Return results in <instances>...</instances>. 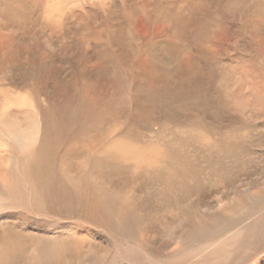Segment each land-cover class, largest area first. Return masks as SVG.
Wrapping results in <instances>:
<instances>
[{"label": "bare ground", "instance_id": "obj_1", "mask_svg": "<svg viewBox=\"0 0 264 264\" xmlns=\"http://www.w3.org/2000/svg\"><path fill=\"white\" fill-rule=\"evenodd\" d=\"M46 1L49 0H42L43 30L26 36L21 29L14 28V19L7 16L0 23V71L11 69L18 77L9 85H0V264H101V259L102 264H115L117 256L96 243L92 229L113 238L117 254L130 264H264V237L258 239L264 230V207L255 204V201L264 202L260 200L264 194L254 191L252 181L239 178L241 171L236 172L240 174L238 177L230 178L234 180L232 191L223 192L214 204L208 203L205 194L200 196L203 214L187 209L179 216L181 208L194 202L192 196L180 198V186L186 188L195 183L194 179L182 180L178 174L187 166L181 156L188 147L167 143V146L156 143L133 147L118 140L117 130L108 128L103 132L109 103L126 96L109 81L73 82L69 90L71 97L66 99L56 92H40L39 69L44 71L48 66L57 65L50 62L54 52L60 56V51L64 50L67 58L73 59L74 52L90 49L87 28H80L79 35L62 32L58 38L45 31L46 26L52 31L53 25L62 17L63 21L70 18V14L86 21L101 2L50 0L53 5L49 10L44 6ZM185 1L191 5L188 19L194 23L198 0ZM76 2H82L83 11L71 7ZM65 9H68L66 14ZM28 11L34 12L35 17L37 10ZM140 22L150 29L155 26L147 15H142ZM136 23L133 19L127 23L128 34H136ZM185 28L186 24H180L170 32L182 33ZM60 36H64L63 39ZM38 61L45 67L39 68ZM151 65L150 70L139 68L140 93L161 96L164 102V91L169 85L160 82L166 78V73L159 65ZM182 66L202 73V69L188 65L187 61ZM19 67H24L26 72L21 73ZM135 69L134 66L133 73ZM184 77L183 74L174 76L181 80ZM24 88L27 91L22 94L8 96ZM93 134H98L97 138ZM231 139L222 137L217 145L223 146H216L219 152L213 150L219 156L232 155ZM197 140L202 143L200 149L206 146L203 144L205 136H198ZM120 165L137 177L145 175V180L139 177L138 181H128L129 187L127 183L119 186L118 179L109 177L111 172L107 171L105 176L102 171L103 166ZM167 166L172 171L168 178L160 181L163 197L159 196L172 199L173 204L162 210L156 207L149 210L145 206L147 192L141 191L139 186L147 177L165 172ZM214 169L213 162L211 171ZM233 169L229 166L225 174H231ZM261 177L264 183V176ZM234 182L237 186H233ZM197 215L199 220H196ZM161 218L165 225L169 223L160 227ZM87 229H91L90 232ZM158 240H162L160 244L149 248L150 242ZM164 247L165 252L160 255L158 252ZM251 251L253 254L247 258ZM135 259L138 262L135 263Z\"/></svg>", "mask_w": 264, "mask_h": 264}, {"label": "rangeland", "instance_id": "obj_2", "mask_svg": "<svg viewBox=\"0 0 264 264\" xmlns=\"http://www.w3.org/2000/svg\"><path fill=\"white\" fill-rule=\"evenodd\" d=\"M52 5L50 0L44 2L49 10ZM81 6L82 2L71 5L83 11ZM97 7L92 9V15L90 13L86 21L70 14V18L63 21L62 17L59 23L53 25L52 31L46 26L45 31L58 35V38L62 32L68 35L77 32L79 35L80 28H87L90 31V49L87 52H74L73 59H68L64 50L60 51V56L54 52L50 62L57 65L48 66L44 71L39 68L45 65L38 61L41 71L38 77L40 92H56L66 99L71 97V86L82 79L109 81L116 84L126 96L109 103V112L102 125L103 132L108 128L117 130L118 140L133 147L160 143L188 147L189 150L183 149L182 156L177 154L187 162L185 170L178 174L182 180L194 179L195 183L192 182L186 188L180 186V198L192 196L194 202L181 208L179 216L187 209L198 210L203 214L200 196L205 194L208 203L214 204L223 192L232 191L231 182L234 180L230 178L233 175L238 177L240 174L236 172L239 171V178L252 181L254 191L264 194L261 177L264 176V0H198V15L194 23L188 19L191 5L185 0H101ZM28 10H37L35 17L34 12ZM67 11L65 9L64 13ZM142 15H147L150 22L155 23L153 29L138 23ZM0 17V23L5 17L14 19V28L21 29L26 36L44 29L42 0H0ZM120 19L122 22L118 21ZM132 19L137 21L134 25L135 35L126 32V25ZM180 24H186L187 29L182 33L171 34V28ZM60 37L63 39L64 36ZM140 44L144 46L138 50ZM186 61L188 65L202 69V73L195 72V68L190 71L189 67H183ZM151 64L159 65L166 73V78L160 82L169 85L164 91V102H161V96L153 94L151 97L140 93L139 68L150 70ZM134 66L136 69L133 73ZM19 71L26 72L24 67H19ZM180 74L185 75L184 80L174 78ZM16 79L18 77L11 69L0 71V85H9ZM24 91L27 90L19 89L8 96H18ZM80 111L84 113L83 109ZM93 135L95 138L98 136ZM198 136L206 137L203 143L206 144L205 150L204 147L200 149L199 144L202 143L196 141ZM222 137L232 138L229 144L234 145L232 155L227 157L218 154V148L223 145H217V142ZM213 162L215 169L211 171ZM229 166L235 169L231 174H225ZM106 167H102L104 175L109 174V177L118 179L116 183L119 186L127 183L129 187L128 181L131 183L133 179L138 181L139 177H146L144 174L145 177H137L132 171L125 170L129 168L123 169L121 165L108 167V170ZM171 171V167L167 166L165 172L159 171L147 177L146 181L143 180L146 185L143 182L139 186L141 191L147 192L145 206L149 210L154 207L162 210L173 204L170 198L161 199L163 187L160 181L168 178ZM234 184L237 186L236 182ZM260 200L264 201V198ZM255 204L264 207V202L255 201ZM196 220H199V215ZM158 225L166 226L162 218ZM90 230L87 229L88 232ZM91 234L105 251L109 250L117 256L115 264H130V261L117 254L113 238L93 229ZM263 237L264 230L258 239ZM161 241L150 242L149 248ZM163 252L165 247L158 253L161 255ZM135 260V263L138 262ZM100 262L103 263L102 259Z\"/></svg>", "mask_w": 264, "mask_h": 264}]
</instances>
